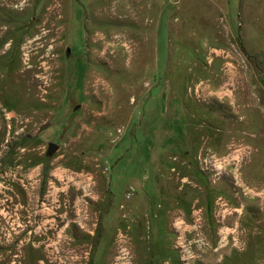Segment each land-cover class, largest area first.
Instances as JSON below:
<instances>
[{"label": "rangeland", "instance_id": "374dc122", "mask_svg": "<svg viewBox=\"0 0 264 264\" xmlns=\"http://www.w3.org/2000/svg\"><path fill=\"white\" fill-rule=\"evenodd\" d=\"M0 7V264H88L95 256L97 264H132L129 246L117 251L110 239L128 224L126 206L145 238L139 264H264V0ZM221 10L235 36L243 20V43L216 41ZM223 84L231 100L197 92ZM205 137L214 149L202 147ZM49 143L60 146L52 157ZM200 156L216 159L222 173L202 171ZM14 164L44 166V176L2 167ZM73 173L93 178L90 195ZM43 179L46 203L60 198L59 218L45 209L35 230L10 225L7 196H25L20 185L33 183L28 196L37 198ZM180 209L186 220L174 227L187 230L174 235Z\"/></svg>", "mask_w": 264, "mask_h": 264}, {"label": "crops", "instance_id": "0c3cea01", "mask_svg": "<svg viewBox=\"0 0 264 264\" xmlns=\"http://www.w3.org/2000/svg\"><path fill=\"white\" fill-rule=\"evenodd\" d=\"M221 15L216 19L217 20V22H218V25H217V29H216V31L214 32V37L216 38V41H220V40H218L219 38H222V37H225L226 39H228L227 40V42L228 43H231L233 40L230 38V37H233V38H235V40L237 39L238 41H240L241 43H243V41H242V36L240 35V32H241V29L244 27V22H243V20H241V18H239V30H238V34H237V36H235V34H236V32H235V29L233 28V26L229 23V21H228V19H227V16L225 15V13H224V11L223 10H221ZM219 37V38H218ZM215 71H217V70H215ZM214 70L212 71L213 72V74H216V75H218L216 72H215ZM220 79H221V81H220V83H222L223 81H224V76L223 75H221L220 74ZM226 84V83H225ZM225 84H223V86L220 88V89H218V90H216V91H213L211 88H210V86H207L206 88H204V89H201V91H197L199 94H202V95H200V96H205V97H207L206 96V94L208 93V97H210L212 94H213V96H217L218 98H226V96H228L229 97V99L231 100L232 99V92H231V89L228 91V90H226L225 89V87H224V85ZM224 89V90H223ZM176 90V89H175ZM205 90H207V92L205 91ZM263 93H264V86H263ZM160 95H162V91H159L158 92V94H157V96H160ZM191 98H193L195 101H197V99L194 97V95H192L191 93H190V95H189ZM204 97V98H205ZM207 97V98H208ZM174 100H176L175 98H173ZM173 100V101H174ZM197 103H199V101L197 102ZM184 109V108H183ZM172 111H174V116H176L175 114L177 113V111H176V109L173 107L172 109H171ZM216 124H218L219 125V123H221L222 124V122L220 121H218L217 119H216V122H215ZM210 129H212V130H214V131H218L217 129H215V128H210ZM196 131H198L199 132V130L198 129H196ZM208 133H210V132H208ZM220 133V132H219ZM187 135H190L189 133L187 134ZM216 137H214V138H212V139H215ZM208 144H211V140L210 139H208V138H203V144H202V147H208V148H211V149H214L215 147H213V145H211L210 147L208 146ZM182 150L183 151H185V153L186 154H188L186 151V148L187 147H184L183 145H182ZM201 148V147H200ZM135 179V178H134ZM110 184V181L108 182V185ZM135 188V187H134ZM179 188V190L180 191H182V190H184V188H182V187H178ZM105 192H108V190H107V187H105ZM136 189V188H135ZM100 194V196H105V193L104 192H102V193H99ZM178 194V193H177ZM126 197H127V194H126ZM101 198V197H100ZM132 198H133V194H132ZM131 198V199H132ZM175 198H178V195L175 197ZM175 198H172V200L171 201H173ZM127 199V198H126ZM131 199H127V200H131ZM103 200H104V198H103ZM176 204H178V202L176 203ZM122 207V206H121ZM123 208V207H122ZM108 210H106V212H107ZM122 211H123V213H122V216H121V218L123 219V220H125V221H127V225L125 226V227H123V226H117V228H116V230H115V232L113 233V234H111V236H110V239H111V237L112 236H114V243H113V245L115 246V249L118 251V250H120L122 247H124V246H129V248L132 250V252H133V261H132V264H139V259L141 258V256H140V251L143 249L141 246H137L138 245V243H137V241L139 240V241H141V243L143 242V243H145V238H144V235H141V234H138L137 233V231H136V226L135 227H133L132 226V223H134L135 225H137L139 222H138V220H137V218H135V217H137V211H136V209L135 208H129L128 206H126L124 209H122ZM179 211V210H178ZM178 211H175V212H172V214H173V218H172V222H171V230H172V232H173V234L174 235H178L179 233L182 235L183 233H184V231L185 230H187V227H183V226H180V227H174V223H173V220H186V216H187V213L183 210V209H180V211L178 212ZM103 229H102V233H101V237L104 239L105 238V234H107V232L105 231V227H104V218H103ZM93 234V233H92ZM102 239V240H103ZM101 240V242H104V240L102 241ZM100 242V243H101ZM100 245V244H99ZM47 246L49 247L50 245L48 244V245H46V246H44V248L47 250ZM175 247V246H174ZM40 248H41V246H40ZM98 249H99V247H98ZM92 250H93V246H92ZM97 250V249H96ZM97 255V254H96ZM95 259L94 260H92V261H88V264H97V261H96V256L94 257ZM172 260H170V259H167V260H165L164 262H163V264H171L172 262H171ZM95 262V263H94ZM107 264H128L127 262H125V261H119V262H112V260L111 259H109L108 257H107ZM150 262V261H149ZM152 263V262H151ZM44 264H45V262H44Z\"/></svg>", "mask_w": 264, "mask_h": 264}, {"label": "flooded vegetation", "instance_id": "af4514ba", "mask_svg": "<svg viewBox=\"0 0 264 264\" xmlns=\"http://www.w3.org/2000/svg\"><path fill=\"white\" fill-rule=\"evenodd\" d=\"M7 52H9V51L7 50ZM70 55H71V49L68 48L66 51V56L70 57ZM2 167L8 168V170L6 172H8V171L11 172L13 170L20 169L22 172L21 176H24V175L30 176V174H31L30 172L33 171L31 169H33V168H35V169L41 168L40 171L42 172V174L39 173V175L44 176V172H45L44 166L40 167L39 165H37L36 167H33V166L27 165V164L26 165L14 164V165H5ZM49 175H50L49 177H54L53 173H50ZM14 177H16V176L14 175ZM44 180L45 179L39 180L40 181V190L38 193L40 194V196H37V198L28 196L29 193L32 192V189H34L33 183H28V185H25V183H23V184L21 183L22 185H20V186L23 188V189H21V191L24 192L25 196H22V197H18V196L14 197L11 195L7 196L6 203H5V211L7 212L8 216H9L8 223L10 225L17 224L16 221L20 220V222L23 223V225L18 224L17 225L18 227L22 226L23 228H26V229H29V228L32 229L33 228L35 230L40 226V223L42 221V216L40 213H42L45 209H52L53 214L56 215L57 218H59L60 211H61L60 198L58 196L56 199L52 200L53 204L46 203V201L49 199H47L48 195L45 194V190L43 189L45 184H46ZM20 181L24 182V180H22V179H20ZM51 182L55 183L54 180L53 181L51 180ZM51 182H49L48 184H51ZM17 188L19 189L18 186L16 187V189ZM48 192H50V190L46 191V193H48ZM46 204H48V207L46 206ZM44 206H46V207H44ZM14 211H16V212L18 211L21 217H19L18 219L15 220L13 218L14 217L13 214L17 215V213H13Z\"/></svg>", "mask_w": 264, "mask_h": 264}, {"label": "built area", "instance_id": "2783aa9c", "mask_svg": "<svg viewBox=\"0 0 264 264\" xmlns=\"http://www.w3.org/2000/svg\"><path fill=\"white\" fill-rule=\"evenodd\" d=\"M230 63L231 62H229L227 65H231ZM201 156L199 157L200 161L202 160ZM203 163L205 164V166L201 168L202 171H210L213 175H217V176L220 175L223 171V167L218 163L216 159L212 157H210L207 160H204ZM83 178H85V180H83ZM71 181L74 183L76 187H78L79 190L83 192L85 196L91 194V187L94 184L93 178L91 176H84V174L82 173L80 174L73 173V175L71 176ZM131 191L132 192H129L127 194L126 197L127 199L132 198L133 188H131ZM183 261L184 264H191L190 260L187 258H184Z\"/></svg>", "mask_w": 264, "mask_h": 264}, {"label": "water", "instance_id": "95a60500", "mask_svg": "<svg viewBox=\"0 0 264 264\" xmlns=\"http://www.w3.org/2000/svg\"><path fill=\"white\" fill-rule=\"evenodd\" d=\"M59 148H60L59 145L55 143H49L46 155L48 157H52L59 150Z\"/></svg>", "mask_w": 264, "mask_h": 264}, {"label": "bare ground", "instance_id": "6f19581e", "mask_svg": "<svg viewBox=\"0 0 264 264\" xmlns=\"http://www.w3.org/2000/svg\"><path fill=\"white\" fill-rule=\"evenodd\" d=\"M8 3H12L14 2L15 0H6ZM1 8V7H0Z\"/></svg>", "mask_w": 264, "mask_h": 264}]
</instances>
